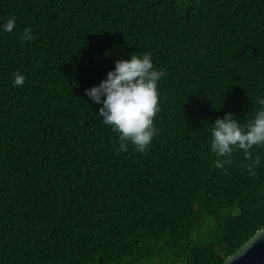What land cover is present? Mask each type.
<instances>
[{"label":"trees","instance_id":"16d2710c","mask_svg":"<svg viewBox=\"0 0 264 264\" xmlns=\"http://www.w3.org/2000/svg\"><path fill=\"white\" fill-rule=\"evenodd\" d=\"M144 53L158 134L117 154L85 90ZM261 99L264 0H0V264H222L264 227V145L220 169L212 129Z\"/></svg>","mask_w":264,"mask_h":264},{"label":"clouds","instance_id":"9594fccd","mask_svg":"<svg viewBox=\"0 0 264 264\" xmlns=\"http://www.w3.org/2000/svg\"><path fill=\"white\" fill-rule=\"evenodd\" d=\"M14 27L15 19H8L4 31L10 33ZM32 39L31 28L25 27L21 40ZM164 74V69L157 71L153 68L150 53L142 56L132 54L128 60H117L114 70H110L99 85L85 90V95L97 104L104 97L98 113L103 118V124L119 133L117 154L127 151L129 143L138 152L145 153L153 137L158 134L153 121L160 111L157 83ZM14 77L13 86L22 87L26 77L19 72ZM259 103L262 107L250 122L238 123L231 113L215 120L211 149L218 157H225L215 161L217 168L225 169V165L233 164L231 154L240 149L245 159L250 161L242 166L250 175H256L254 169L260 164V156L254 157L250 150L253 146L264 145V99L259 100ZM261 238H264V229L257 231L248 240L243 251H247ZM232 259L234 257H229L226 264H230Z\"/></svg>","mask_w":264,"mask_h":264},{"label":"water","instance_id":"95a60500","mask_svg":"<svg viewBox=\"0 0 264 264\" xmlns=\"http://www.w3.org/2000/svg\"><path fill=\"white\" fill-rule=\"evenodd\" d=\"M261 229H264V227ZM248 240L228 256L222 264H226L229 257H234V259L230 261V264H264V238L259 239L253 246L248 248L247 251H242ZM241 252H243V254H241Z\"/></svg>","mask_w":264,"mask_h":264},{"label":"rangeland","instance_id":"374dc122","mask_svg":"<svg viewBox=\"0 0 264 264\" xmlns=\"http://www.w3.org/2000/svg\"><path fill=\"white\" fill-rule=\"evenodd\" d=\"M186 1V0H185Z\"/></svg>","mask_w":264,"mask_h":264},{"label":"snow or ice","instance_id":"6c2138e0","mask_svg":"<svg viewBox=\"0 0 264 264\" xmlns=\"http://www.w3.org/2000/svg\"><path fill=\"white\" fill-rule=\"evenodd\" d=\"M243 251V250H242Z\"/></svg>","mask_w":264,"mask_h":264}]
</instances>
